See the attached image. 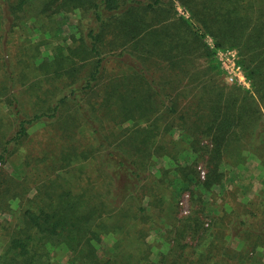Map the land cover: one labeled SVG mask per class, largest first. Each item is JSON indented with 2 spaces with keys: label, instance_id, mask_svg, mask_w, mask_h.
Returning a JSON list of instances; mask_svg holds the SVG:
<instances>
[{
  "label": "trees",
  "instance_id": "trees-1",
  "mask_svg": "<svg viewBox=\"0 0 264 264\" xmlns=\"http://www.w3.org/2000/svg\"><path fill=\"white\" fill-rule=\"evenodd\" d=\"M68 13L77 30L41 58ZM21 29L28 35L9 48ZM219 48L238 49L252 92L222 81ZM29 73L43 76L31 111L17 90ZM37 123L43 133L30 143ZM173 130L189 139L190 164L162 143ZM245 149L264 166V0H0V213L13 201L20 210L15 223L0 218V264H57L61 245L70 264H169L170 255L173 264H264V209L256 230L247 218L239 229L225 216L205 226L196 212L175 214L200 185L202 161L211 189ZM170 154L176 166L147 185L154 157ZM165 213L174 218L162 237L175 244L155 262L148 237ZM110 236L112 252L101 254ZM188 237L196 244L186 254Z\"/></svg>",
  "mask_w": 264,
  "mask_h": 264
},
{
  "label": "rangeland",
  "instance_id": "rangeland-1",
  "mask_svg": "<svg viewBox=\"0 0 264 264\" xmlns=\"http://www.w3.org/2000/svg\"><path fill=\"white\" fill-rule=\"evenodd\" d=\"M180 12L183 13L182 9L179 8ZM59 24L58 27V34L53 33L52 35L47 34V37L50 36L52 43L51 45H44L42 46V57H51V47L54 42H64L66 41L69 36L72 34V32H75L77 23H78V14L77 13H68L65 16L59 17ZM27 30H19L15 34V37H13L11 43L8 45L9 48L13 45L14 42H16V38L20 37L19 34H25L28 35ZM39 31L36 35H33V39H38ZM208 42L211 46H214L213 40L211 37L207 38ZM14 48V47H13ZM216 58L219 65V69L221 72V79L223 82L227 84H236L244 89H248L252 92L253 86L251 83V80L247 77L246 72L244 68L242 67L240 63V53L238 49L236 48H219L216 52ZM40 60V59H39ZM236 61L237 64H239L248 81V84H239V83H232L228 78V67L229 64L232 61ZM22 67L19 66V70H21ZM29 78L26 77L17 83V90L19 94L20 101L22 105L27 108V110L31 111L33 109V105L38 102V92L40 89L37 88V82L43 79V76H33L32 73H29ZM34 82V83H33ZM45 87H48V83L43 84ZM164 120H166L164 118ZM128 124V123H126ZM45 126V123H37L30 127L29 131L32 135V138L30 140V143H34L35 140L37 141V138L35 137L37 135H42L43 132H41V128ZM180 131L173 130L172 132L168 133L165 137L161 136L162 143L164 142L166 146H169V151H173L172 154H175L177 156V153H181L179 155V163L180 164H190L191 161H193L194 154L189 151V139H183V137L180 136ZM50 136V135H48ZM112 137V136H111ZM114 140V139H112ZM91 143L94 142L93 139L90 140ZM258 142H255L256 148H257ZM183 150V151H182ZM25 150H21L22 153H24ZM167 155L164 157H154V165L152 166L151 170V176L146 181V184L151 183L153 179H155L157 176L160 175L163 168L169 167L174 168L176 166V163L174 159L171 158V155ZM243 156L246 157V159L241 160L240 164L237 166H232L229 164H223V168L225 170V177L223 180L216 186H213L211 189H207L204 187L203 182L205 178L201 176L200 173V180L201 183L199 186H197L193 191V189H188L184 191L180 196V201L178 204L179 211L175 214L182 218L187 215H191L193 212H196L200 214L203 221H205V226H208L207 223L212 221L214 217L217 216H225L228 220H226L228 225L230 226L233 224V222H236L234 224L235 226H239V229H241L243 218H247V226L251 227L253 230H256L259 228V221L262 216V210L264 209V166L261 164V160L258 157L259 155L255 152H248L245 150L242 151ZM202 167L206 172L207 168L205 165V162H201L198 166ZM11 170L14 171V167L9 165L8 166ZM22 167L18 166V174L20 173V169ZM200 170V169H199ZM177 180L179 179V176L177 175ZM193 191V193L191 191ZM251 202L255 203L253 208L251 209ZM159 208L154 206L153 212L155 211L158 215ZM247 210H250L248 212ZM149 213L153 215L151 210H148ZM172 212V211H171ZM254 212L256 214L255 216L251 213ZM166 214V213H165ZM20 210L18 207V201H13V210L10 212L0 213L1 219H8L12 223H15L19 220ZM161 217V216H160ZM160 217L156 218L159 219L158 228L151 233V235L148 237V240L154 244L153 251H152V258L155 262H159L161 259L162 254H166L169 252L171 247L175 244L173 241L169 242L167 239L163 238L162 235L166 234L168 235L169 230L172 228V215L166 214V217ZM153 218H155L153 216ZM233 220V221H232ZM244 228V227H243ZM227 230H230V228L227 226ZM226 240L228 241L229 245L231 247H235L237 249H241L244 246V241L241 238L231 236L229 231L226 233ZM113 237L110 236L109 238L105 239L101 244L98 245L100 249L101 254L109 255L112 252V242ZM184 244H189L185 250L186 254L190 253L195 244L196 240H192L190 237L185 239L183 241ZM2 251V248L0 246V252ZM173 251L170 252V254ZM54 260L57 264H70V253L67 250L66 246L61 245L57 250H54L53 252ZM174 256L170 255L168 257V263L173 264ZM179 262L185 261L184 257H181L178 259Z\"/></svg>",
  "mask_w": 264,
  "mask_h": 264
},
{
  "label": "built area",
  "instance_id": "built-area-1",
  "mask_svg": "<svg viewBox=\"0 0 264 264\" xmlns=\"http://www.w3.org/2000/svg\"><path fill=\"white\" fill-rule=\"evenodd\" d=\"M227 67H228L227 69L229 72L228 78L232 83L236 82L239 84H246V85L248 84L246 75L242 67L239 64H237L235 60L232 61ZM199 169H200L201 176L205 178L206 171L201 166L199 167Z\"/></svg>",
  "mask_w": 264,
  "mask_h": 264
}]
</instances>
